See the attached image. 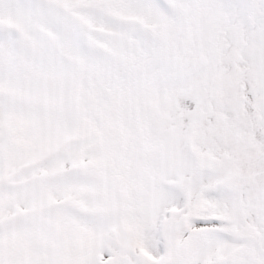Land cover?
Wrapping results in <instances>:
<instances>
[{
    "label": "snow or ice",
    "instance_id": "obj_1",
    "mask_svg": "<svg viewBox=\"0 0 264 264\" xmlns=\"http://www.w3.org/2000/svg\"><path fill=\"white\" fill-rule=\"evenodd\" d=\"M0 264H264V0H0Z\"/></svg>",
    "mask_w": 264,
    "mask_h": 264
}]
</instances>
